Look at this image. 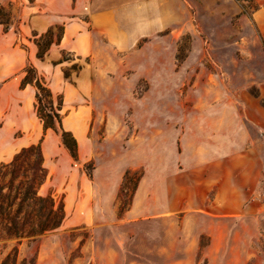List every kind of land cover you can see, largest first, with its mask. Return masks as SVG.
Listing matches in <instances>:
<instances>
[{
  "label": "rangeland",
  "instance_id": "rangeland-1",
  "mask_svg": "<svg viewBox=\"0 0 264 264\" xmlns=\"http://www.w3.org/2000/svg\"><path fill=\"white\" fill-rule=\"evenodd\" d=\"M0 6L22 19L18 30L0 25V127L13 129L14 156L44 137L40 194L65 211L35 243L1 240L0 264L15 246L17 264H264V0ZM55 25L63 40L40 61L34 35ZM8 61L11 76L33 62L55 102L63 97L77 161L54 131L44 136L35 101L1 95ZM202 148L256 155L259 185L244 215L183 211L182 195L170 208L169 181Z\"/></svg>",
  "mask_w": 264,
  "mask_h": 264
},
{
  "label": "trees",
  "instance_id": "trees-1",
  "mask_svg": "<svg viewBox=\"0 0 264 264\" xmlns=\"http://www.w3.org/2000/svg\"><path fill=\"white\" fill-rule=\"evenodd\" d=\"M29 2L33 3L34 0ZM4 11L0 6V25L5 32L11 28L18 30L21 17L10 13L7 15ZM54 29L59 33L55 34ZM64 31V26L55 25L41 35H34L37 59L43 61L53 46L61 44ZM22 73L21 87L30 85L36 90L35 113L43 125L44 136L46 131H54L73 160L77 161V140L62 124L60 112L64 107L63 97L58 95L55 102L54 93L32 63H28ZM43 140L44 137L37 144L23 148L11 162L0 166V241L26 239L35 243L58 230L64 222V205L58 204L51 195L40 194L48 178ZM12 256L13 264H17L18 246L13 248L7 262L3 264H9Z\"/></svg>",
  "mask_w": 264,
  "mask_h": 264
},
{
  "label": "crops",
  "instance_id": "crops-1",
  "mask_svg": "<svg viewBox=\"0 0 264 264\" xmlns=\"http://www.w3.org/2000/svg\"><path fill=\"white\" fill-rule=\"evenodd\" d=\"M11 65L8 61L6 73L10 79L5 80L6 76L3 79L1 95L15 92L23 102L33 104L36 100L35 88L30 85L22 88L23 71L20 75L11 76ZM34 66L37 69L35 64ZM12 135L13 129L10 126L0 127V164L9 163L14 158L13 144L9 143ZM18 145L26 146L21 142ZM205 149H198L196 153L199 157L191 163H184L183 168L169 181V197L173 200L170 208L180 209L176 206V199L182 195L183 211H196L216 217L244 215L259 185L256 155L251 150L241 151L238 148L230 151L223 159L219 157L222 152L216 148H211L210 155L203 156V152H207Z\"/></svg>",
  "mask_w": 264,
  "mask_h": 264
},
{
  "label": "built area",
  "instance_id": "built-area-1",
  "mask_svg": "<svg viewBox=\"0 0 264 264\" xmlns=\"http://www.w3.org/2000/svg\"><path fill=\"white\" fill-rule=\"evenodd\" d=\"M260 206H261L262 212L264 213V192L261 194V197H260Z\"/></svg>",
  "mask_w": 264,
  "mask_h": 264
}]
</instances>
